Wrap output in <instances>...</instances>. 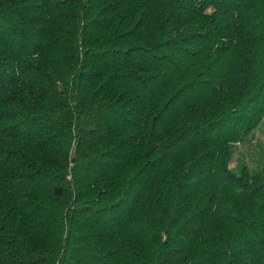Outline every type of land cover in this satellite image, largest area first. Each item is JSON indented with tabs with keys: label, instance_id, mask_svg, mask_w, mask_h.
<instances>
[{
	"label": "trees",
	"instance_id": "1",
	"mask_svg": "<svg viewBox=\"0 0 264 264\" xmlns=\"http://www.w3.org/2000/svg\"><path fill=\"white\" fill-rule=\"evenodd\" d=\"M264 0H0V264H264Z\"/></svg>",
	"mask_w": 264,
	"mask_h": 264
},
{
	"label": "rangeland",
	"instance_id": "2",
	"mask_svg": "<svg viewBox=\"0 0 264 264\" xmlns=\"http://www.w3.org/2000/svg\"><path fill=\"white\" fill-rule=\"evenodd\" d=\"M233 148L230 165L235 170L244 165L250 170L258 169L264 162V120L255 129L250 139L237 142Z\"/></svg>",
	"mask_w": 264,
	"mask_h": 264
}]
</instances>
